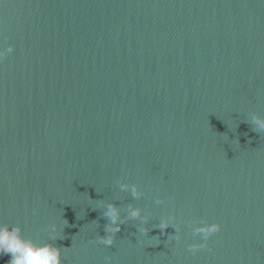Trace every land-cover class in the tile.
<instances>
[{
	"label": "water",
	"instance_id": "1",
	"mask_svg": "<svg viewBox=\"0 0 264 264\" xmlns=\"http://www.w3.org/2000/svg\"><path fill=\"white\" fill-rule=\"evenodd\" d=\"M10 44L0 224L61 264H264V0H0ZM109 202L147 235L128 219L99 243ZM169 213L178 241L153 227ZM193 221L222 225L196 251Z\"/></svg>",
	"mask_w": 264,
	"mask_h": 264
},
{
	"label": "clouds",
	"instance_id": "2",
	"mask_svg": "<svg viewBox=\"0 0 264 264\" xmlns=\"http://www.w3.org/2000/svg\"><path fill=\"white\" fill-rule=\"evenodd\" d=\"M14 46L8 45L7 48L0 47V62L12 53ZM253 130L258 133H264V120L259 118H254ZM122 190L128 189L129 185L122 184ZM130 191L133 197L139 198L141 192L136 184L130 186ZM103 205V201L99 202ZM155 203L161 205L164 203L163 199L157 198ZM129 212L127 216L121 217L119 207L109 202L106 206V210L103 215L108 218V223L105 225V232L107 235L99 237V243L105 246H111L114 243L116 234L121 230L122 225H124L128 219L136 220L139 219V225L137 229L139 233L147 235L149 228L147 227L150 220V213L142 210L140 207L129 205ZM67 220L57 227L55 223L52 224V239L61 238L63 233V228L67 225ZM169 226L175 229L174 234L171 235L175 240L180 239L179 226L175 224L174 217L172 214H162L159 219V223L154 225V228H159L161 233L163 230L167 229ZM222 225L218 222L208 223L206 221L196 223L193 221L192 224V234L200 235V242H193L188 245V248L192 251L204 249L207 247V241L209 237L221 230ZM169 237V236H168ZM159 241L158 237H152ZM159 244V243H157ZM62 251L61 247H58L52 242L37 243L31 238H26L22 229L19 225H8L0 224V255L10 254V259L6 264H61L62 261ZM110 259V257L106 258Z\"/></svg>",
	"mask_w": 264,
	"mask_h": 264
}]
</instances>
